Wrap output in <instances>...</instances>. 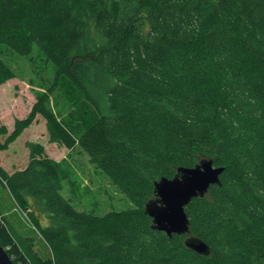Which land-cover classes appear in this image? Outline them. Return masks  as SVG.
Wrapping results in <instances>:
<instances>
[{
	"label": "trees",
	"instance_id": "1",
	"mask_svg": "<svg viewBox=\"0 0 264 264\" xmlns=\"http://www.w3.org/2000/svg\"><path fill=\"white\" fill-rule=\"evenodd\" d=\"M35 47L52 81L11 132L0 127V151L41 116L50 143L79 148L132 206L76 209L61 162L28 142L24 168L0 164V186L46 254L0 209L14 264H264V0H0V85L15 77L2 52ZM203 159L223 171L185 206L188 233L154 229V182Z\"/></svg>",
	"mask_w": 264,
	"mask_h": 264
},
{
	"label": "rangeland",
	"instance_id": "2",
	"mask_svg": "<svg viewBox=\"0 0 264 264\" xmlns=\"http://www.w3.org/2000/svg\"><path fill=\"white\" fill-rule=\"evenodd\" d=\"M37 48L31 55L16 52H2V57L15 72V77L0 85V127L8 132L14 128L16 119H23L30 111L36 96L45 91L53 78V67L36 55ZM60 91V90H59ZM57 93V92H56ZM58 107L62 114L68 104L57 96ZM55 104V101H53ZM4 138V136H0ZM28 142L40 143L50 158L62 164L61 194L78 210L102 215L109 210H122L132 203L118 188L89 161V157L79 148L68 150L65 146L48 141L45 121L37 116L29 127L6 150L0 151V164L7 172L24 168L28 163ZM0 209L12 229L23 237H31L34 250L45 256L46 246L25 213L17 207L6 188L0 186Z\"/></svg>",
	"mask_w": 264,
	"mask_h": 264
},
{
	"label": "water",
	"instance_id": "3",
	"mask_svg": "<svg viewBox=\"0 0 264 264\" xmlns=\"http://www.w3.org/2000/svg\"><path fill=\"white\" fill-rule=\"evenodd\" d=\"M223 167L214 166L211 159H203L192 167H178L176 174L161 177L154 182L155 198L145 204V212L152 218V227L171 236L189 231V219L185 206L195 197H203L213 184L220 185ZM186 247L208 255L209 246L198 237L189 235ZM0 264H14L0 245Z\"/></svg>",
	"mask_w": 264,
	"mask_h": 264
}]
</instances>
